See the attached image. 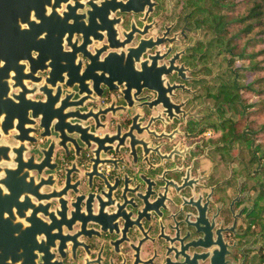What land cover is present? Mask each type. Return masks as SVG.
Returning a JSON list of instances; mask_svg holds the SVG:
<instances>
[{"label": "water", "instance_id": "95a60500", "mask_svg": "<svg viewBox=\"0 0 264 264\" xmlns=\"http://www.w3.org/2000/svg\"><path fill=\"white\" fill-rule=\"evenodd\" d=\"M82 1L57 0L59 9L66 5L62 13L54 9L48 16L45 9L42 14L37 9L32 19L28 9L31 0H0V264H35L40 254L50 257L53 243L59 242L61 247L68 236L63 234V227L73 231L65 225L68 217V221L81 217L76 222H80L79 230L69 236L74 249L77 241L89 238L95 230L89 229L90 224L105 238L119 237L109 242L115 248L131 243L130 234L144 236L146 232L140 227L151 221L153 213L160 219L171 215L173 208L178 210L169 218H179L175 230L187 253L183 254V264H237L232 261L236 246L224 239L231 229H217L215 219L204 217L198 202L182 196L185 185L181 191L175 189L176 200L165 199L164 194H157L155 185L151 187L148 180L138 176L140 184L136 188H125L128 194H135L145 186L144 194L136 199H128L125 194L123 203H115L114 186L100 169L119 171L118 165L126 168L129 162L124 153L134 167L153 154L164 160L165 156L156 149L151 151V143L145 142L146 136L159 139L151 127L163 121L136 113L125 131L118 125L113 133L100 135L99 131L107 130L100 118L107 117L113 108L98 112L81 109L88 101H97L104 88L115 92L118 85L125 87V103L130 110L152 113L159 107L166 108L155 87L136 80L148 69V60L142 55L154 38L143 39L150 35L146 18L157 3ZM105 7L108 9L103 11ZM80 9L87 10L79 13ZM142 14L144 18L138 21L143 26L136 31L134 19L122 18ZM117 25L124 26L120 38ZM135 35L142 39L136 47L127 48L126 54L124 49L133 45ZM165 37L167 33L159 40ZM113 65L119 72L114 78L109 73ZM142 88L156 92L157 98L150 101L142 97ZM12 90L17 92L10 95ZM164 113L169 117L170 110ZM90 120L95 123L94 132L91 125L85 126ZM88 152L93 156L91 166L82 172L77 169V161ZM57 171L64 174L59 181L55 178ZM83 179L87 183L84 187ZM186 208L195 210L194 220H190ZM42 218H48L49 223Z\"/></svg>", "mask_w": 264, "mask_h": 264}, {"label": "flooded vegetation", "instance_id": "af4514ba", "mask_svg": "<svg viewBox=\"0 0 264 264\" xmlns=\"http://www.w3.org/2000/svg\"><path fill=\"white\" fill-rule=\"evenodd\" d=\"M31 1L28 9L33 13L32 19L37 9L41 14L45 9L48 16L54 9L59 13L66 9L62 3V9H59V0ZM120 1L125 3L127 0ZM154 1L157 5L146 18L150 35L143 40L153 37L150 46L156 47L150 49L149 46L142 55L143 60H148V69L136 80L139 79L141 85L155 87L166 108L159 107L152 113L145 109L130 110L125 103V87L118 85L115 92L104 88L97 101H88L81 110L98 112L113 108L107 117L100 118L101 124L107 127L106 132L97 133L100 135L113 133L118 125H122L125 131L129 119L136 113L160 118L163 122H156L151 127L159 139L146 136L145 142L151 143V151L156 149L165 158L162 160L153 154L134 167L132 159L124 153L129 162L126 168L118 165L116 169L119 171L101 168L99 172L114 186L115 203H123L125 194L128 199L144 194L145 186L135 194H128V188H125V185L136 188L140 184L138 176L148 180L151 187L155 185L157 194H164L165 199L176 200V190L181 191L185 185L182 196L198 202L204 217L215 219L217 229H231L230 233L224 234V239L236 246L232 261L264 264V186L259 177L262 165L257 160L260 156L240 143V28L229 30L232 23L228 20L229 0ZM107 9L105 7L103 11ZM86 10L80 9L79 13ZM128 17L134 19L135 31L138 26H143L138 21L144 18L143 14L122 16L123 20ZM123 28V25H117L119 38ZM165 33L167 37L160 41ZM135 36L133 45L124 49L125 53L127 48L136 47L142 39ZM109 73L114 78L119 72L113 65ZM64 91L71 92L66 88ZM15 92L17 90H12L10 95ZM142 97L153 101L157 93L143 89ZM125 108L128 109L126 113L123 112ZM167 109L170 110L169 117L164 113ZM94 124L90 120L85 126L91 125L94 132ZM123 143L127 145L128 141L123 140ZM92 157L90 152L85 153L84 159L77 161V169L89 170ZM63 175L57 171L56 180L63 179ZM83 180L84 187L87 183ZM132 180L135 182L130 184ZM51 203L53 211L55 205ZM177 210L173 208L171 215ZM186 210L191 215L190 220H194L195 210ZM171 215L165 214L158 219L153 213L151 221L140 227L146 232L144 236L130 234L131 243L119 244L115 248L109 242L119 237L105 238L90 224L89 229L95 230L89 233V238L77 241L75 249L69 236L79 230L80 222H76L81 217L69 221L68 217L65 225L73 231L63 227V234L68 236L61 247L59 242L53 243L49 248L50 257L43 258L40 254L35 264H183V254L187 253L175 230L179 218L173 220L169 218ZM42 220L49 223L48 218ZM258 246L259 250L256 249Z\"/></svg>", "mask_w": 264, "mask_h": 264}, {"label": "trees", "instance_id": "16d2710c", "mask_svg": "<svg viewBox=\"0 0 264 264\" xmlns=\"http://www.w3.org/2000/svg\"><path fill=\"white\" fill-rule=\"evenodd\" d=\"M227 11L229 30L240 28V143L260 156L264 186V0H229Z\"/></svg>", "mask_w": 264, "mask_h": 264}, {"label": "rangeland", "instance_id": "374dc122", "mask_svg": "<svg viewBox=\"0 0 264 264\" xmlns=\"http://www.w3.org/2000/svg\"><path fill=\"white\" fill-rule=\"evenodd\" d=\"M240 68H241V64H240ZM243 84V83H242ZM244 85V84H243ZM240 112H241V108H240ZM244 117L243 116H240V121H243ZM244 145H242L243 147Z\"/></svg>", "mask_w": 264, "mask_h": 264}]
</instances>
